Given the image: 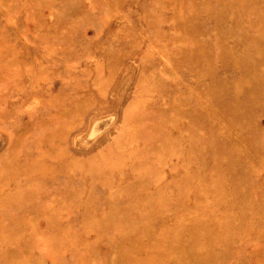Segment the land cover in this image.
<instances>
[{
  "label": "rangeland",
  "instance_id": "374dc122",
  "mask_svg": "<svg viewBox=\"0 0 264 264\" xmlns=\"http://www.w3.org/2000/svg\"><path fill=\"white\" fill-rule=\"evenodd\" d=\"M238 1L0 0V264H264V3Z\"/></svg>",
  "mask_w": 264,
  "mask_h": 264
},
{
  "label": "bare ground",
  "instance_id": "6f19581e",
  "mask_svg": "<svg viewBox=\"0 0 264 264\" xmlns=\"http://www.w3.org/2000/svg\"><path fill=\"white\" fill-rule=\"evenodd\" d=\"M227 1H228V0H227ZM252 1H253V0H252ZM238 2H239V1L237 0V5H238ZM240 2H242V1L240 0ZM227 3H228V2H227ZM263 3H264V0H263ZM263 3H262V4H263ZM228 4H229V3H228ZM241 4H242V3H241ZM241 4H240V5H241ZM229 5H230V4H229ZM234 6H235V3H234ZM232 7H233V6H232ZM235 7H237V6H235ZM244 7H245V6H244ZM229 8H230V7H229ZM258 9H259V8H257V11L260 10V9H259V10H258ZM232 10H233V9H232ZM217 11H218V10H217ZM240 11H242V8H241ZM261 11H262V10H261ZM229 12H230V10H229ZM233 12H234V11H233ZM233 12H232V13H233ZM236 12H237V11H236ZM238 12H239V11H238ZM242 12H243V11H242ZM242 12H241V13H242ZM241 13H240V14H241ZM243 13H244V12H243ZM258 13H259V12H258ZM225 14H226V13H225ZM233 14H234V13H233ZM237 14H239V13H237ZM260 14H261V13H259V15H260ZM262 16H263V13H262ZM238 17H239V16H238ZM263 21H264V20H263ZM253 40H254V39H253ZM193 50H194V48H193ZM196 50H197V49H196ZM189 57H190V56H189ZM247 81H248V80H247ZM72 102H73V101H72ZM6 261H7V258H6ZM7 262H8V261H7ZM6 264H7V263H6Z\"/></svg>",
  "mask_w": 264,
  "mask_h": 264
}]
</instances>
